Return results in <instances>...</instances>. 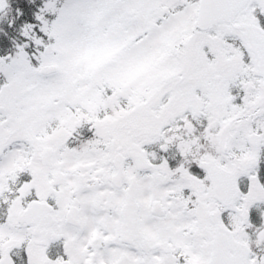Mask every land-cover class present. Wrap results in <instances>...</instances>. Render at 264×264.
<instances>
[{"label":"snow or ice","instance_id":"snow-or-ice-1","mask_svg":"<svg viewBox=\"0 0 264 264\" xmlns=\"http://www.w3.org/2000/svg\"><path fill=\"white\" fill-rule=\"evenodd\" d=\"M0 264H264V0H0Z\"/></svg>","mask_w":264,"mask_h":264}]
</instances>
